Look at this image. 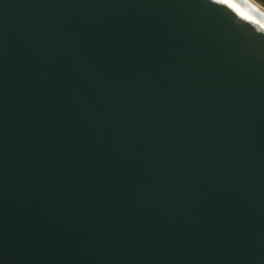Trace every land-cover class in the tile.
Returning a JSON list of instances; mask_svg holds the SVG:
<instances>
[{"label": "water", "instance_id": "obj_1", "mask_svg": "<svg viewBox=\"0 0 264 264\" xmlns=\"http://www.w3.org/2000/svg\"><path fill=\"white\" fill-rule=\"evenodd\" d=\"M0 264H264V11L0 0Z\"/></svg>", "mask_w": 264, "mask_h": 264}, {"label": "bare ground", "instance_id": "obj_2", "mask_svg": "<svg viewBox=\"0 0 264 264\" xmlns=\"http://www.w3.org/2000/svg\"><path fill=\"white\" fill-rule=\"evenodd\" d=\"M249 1H251L252 3L257 5L260 9H262L264 11V7L260 3H258L257 1H255V0H249Z\"/></svg>", "mask_w": 264, "mask_h": 264}, {"label": "trees", "instance_id": "obj_3", "mask_svg": "<svg viewBox=\"0 0 264 264\" xmlns=\"http://www.w3.org/2000/svg\"><path fill=\"white\" fill-rule=\"evenodd\" d=\"M255 1H257L258 3H260L264 7V0H255Z\"/></svg>", "mask_w": 264, "mask_h": 264}]
</instances>
